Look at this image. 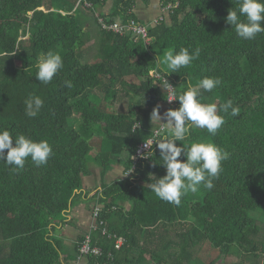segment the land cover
I'll return each instance as SVG.
<instances>
[{
	"label": "trees",
	"instance_id": "16d2710c",
	"mask_svg": "<svg viewBox=\"0 0 264 264\" xmlns=\"http://www.w3.org/2000/svg\"><path fill=\"white\" fill-rule=\"evenodd\" d=\"M135 2L0 0V129L47 140L53 153L41 166L29 158L18 172L0 160V264H76L79 258L86 264H214L218 256L236 253L242 260L234 264H260L264 258V33L251 40L236 35L225 19L236 0H160L176 5L147 26L149 44L101 27L99 18L140 22ZM181 47L190 53L199 47V58L165 78L177 93L189 80L195 85L203 77L219 78L221 84L200 99L215 103L225 122L214 136L192 128L175 143L211 142L230 158L212 189L201 185L176 206L149 187L166 174L156 143L147 158L132 156L160 127L151 122L153 109L160 114L162 105L179 107L178 100L167 103L153 70L165 52ZM49 50L61 55L63 68L43 84L36 64ZM29 94L44 100L35 117L24 111ZM228 101L238 115L221 110ZM96 137L99 148L91 154ZM90 162L99 169L100 185L89 196L83 177L91 174ZM114 164L122 176L104 181ZM82 198L93 202L90 221L72 252H65L56 229ZM85 235L99 255L80 256ZM205 243L216 252L206 262L194 251Z\"/></svg>",
	"mask_w": 264,
	"mask_h": 264
},
{
	"label": "clouds",
	"instance_id": "9594fccd",
	"mask_svg": "<svg viewBox=\"0 0 264 264\" xmlns=\"http://www.w3.org/2000/svg\"><path fill=\"white\" fill-rule=\"evenodd\" d=\"M225 19L239 38L254 39L257 34L264 33V0H236V7L228 10ZM200 51L197 47L190 53L188 48L181 47L178 51L168 50L162 59H157L156 69L153 71L157 82L166 93L173 87L165 79L167 74L179 73L181 68L190 66L199 58ZM12 54L13 51L5 53L6 56ZM62 68L61 55L49 50L40 55L35 77L39 82L48 84ZM220 84L219 78L203 77L195 85L189 80L187 88L182 92L173 90L168 100H178L179 107L166 111V122L162 123L158 110L153 109L151 122L160 127L146 146L151 148V145L156 143L166 174L156 178L149 187L160 200L179 206L182 196L198 191L201 185L205 189H212L213 180L218 178L222 171V162L230 158L229 152L211 142L195 141L188 146H178L175 143L184 141L192 128L206 129L212 136L221 128L225 120L224 116L218 113L217 105L203 103L200 99L203 92H211ZM65 85L68 88L73 87L70 80H66ZM43 105L44 100L40 96L29 94L24 100L25 114L28 117L37 116ZM229 109L233 116L238 115L239 109L233 107L231 101L221 106L224 113H228ZM181 153L186 160L178 159ZM52 154V147L47 140L37 141L23 134L13 137L8 129H0V160L14 166V171L23 169L29 158L36 166L45 165Z\"/></svg>",
	"mask_w": 264,
	"mask_h": 264
},
{
	"label": "rangeland",
	"instance_id": "374dc122",
	"mask_svg": "<svg viewBox=\"0 0 264 264\" xmlns=\"http://www.w3.org/2000/svg\"><path fill=\"white\" fill-rule=\"evenodd\" d=\"M108 6L109 5H107V7ZM91 26H92V24H90V27ZM89 45H91V43H89ZM86 53L87 54L89 53L88 54V59L90 61H92L94 57H92L93 52H92L91 46L87 48ZM160 59H162V57ZM17 64H20V63L18 62ZM121 104H122L123 108H125V102L121 103ZM121 104H119V105H121ZM123 108H118V109L121 110ZM92 142H93V150H92L91 154H95L97 152L98 148H99V139L97 137L93 138ZM116 164H114L112 166V169L116 166ZM89 167H90V170H91V174L87 178H86V176L83 177V184H85V182H86L87 186L90 187L89 191H93L96 187H98L100 185L99 169L94 164H91V162L89 163ZM116 169L117 170H113V171L109 170L108 173L104 177V181L110 182V181L114 180L115 178L121 177L122 176L121 167L118 165V167ZM92 203L93 202H92V200L90 198H86V199L82 198V200H80L77 203V204H81L80 208L84 211L83 214H82V220L80 219V216H77L76 218L72 219V221L76 222V221H80V220L81 221L86 220L87 216H90V212H91L92 208H89V207L92 205ZM75 206H77V205H75ZM255 213H252V216ZM257 213H261V211H259ZM254 218L256 219L257 224H259L258 217L255 216ZM262 221L264 222V220H262ZM69 224H71L72 227L74 226V224H72V223H69ZM76 226H77V229H79V231H80V229L82 227L81 224H77ZM58 229L59 228L56 229V235H58L59 237H62L64 239V237L61 236V234L66 233L67 231H64V228L61 229V230H58ZM262 232H264V230H262ZM74 238H75L74 235H72V236L70 235V240L71 241ZM63 239H62L63 246H67V247L64 248L65 252H72V246H71L72 244L64 243ZM194 251H195L196 255L201 257L205 262H206V260H210L211 258H215L216 257V252L210 247V245L208 243H205L203 245V247L200 248L197 252H196V250H194ZM240 260H242L240 254L236 253V254H233L231 256H226L224 258H220L218 256L217 259L215 260L214 264H234L235 262L240 261ZM75 263L76 264H86L85 259L83 260V258L82 259L79 258L78 259V263L77 262H75ZM260 264H264V258H261Z\"/></svg>",
	"mask_w": 264,
	"mask_h": 264
},
{
	"label": "built area",
	"instance_id": "2783aa9c",
	"mask_svg": "<svg viewBox=\"0 0 264 264\" xmlns=\"http://www.w3.org/2000/svg\"><path fill=\"white\" fill-rule=\"evenodd\" d=\"M176 4H171L168 3L165 6H162V10L161 12H166L169 11L171 7L175 6ZM163 16H158L157 18L154 19V22L157 23ZM99 24L101 25L102 28L106 29V30H110L119 34H123V33H130L131 36L133 37V40H142L145 44H149L150 42V38L148 36V32H147V26L144 24H141L139 22H137L134 19L129 20L128 22H121L119 20H116L114 22L111 23H106L103 18H99L98 19ZM156 76V75H155ZM157 78V77H156ZM166 79V78H165ZM167 80V79H166ZM170 84V83H169ZM171 85V84H170ZM172 86V85H171ZM173 91V87L169 89L168 93L166 94L167 97V103L168 104H172L174 103L175 100L169 101L168 99L171 98V93ZM157 129H155L153 131V135L148 138L146 141L140 143L136 149V153L132 156L133 160H137L138 158H147L149 156V154L151 153V148H148L146 146V144L153 139L155 133H156ZM152 146V145H151ZM98 212V208L95 207L92 213V219L93 221L96 218ZM92 221V223H93ZM94 224V223H93ZM95 225V224H94ZM95 227H97L95 225ZM102 233H106V229L104 228ZM122 243V238H119L116 241V246H120ZM101 252V250L96 247V246H92L91 245V237L89 235H85L82 243L79 246V253L80 256H84L86 254H94V255H99Z\"/></svg>",
	"mask_w": 264,
	"mask_h": 264
},
{
	"label": "crops",
	"instance_id": "0c3cea01",
	"mask_svg": "<svg viewBox=\"0 0 264 264\" xmlns=\"http://www.w3.org/2000/svg\"><path fill=\"white\" fill-rule=\"evenodd\" d=\"M110 6V2H108ZM104 6L102 8V10H105L107 11V7ZM107 7V8H106ZM162 10V5L160 4V0H149L147 3H144L142 0H136L135 2V5L132 9V11L136 14L137 16V19L142 22L141 24H144L146 26L148 25H154L155 22H154V19L157 18L158 16H163V17H166V12H161ZM139 22V23H140ZM162 111L160 113V116H161V122L165 121V117H164V114L166 113V110H167V106L166 105H162ZM118 167V165H116L112 170L110 171H113V170H117L116 168ZM121 167V166H120ZM122 170V168H121ZM90 176V175H89ZM88 176H86L87 178ZM85 188H86V191H88L90 189L89 186H87V183L85 182L84 184ZM95 189L93 191H89V196L92 195L94 193ZM81 207V204H77V206H74L68 213V216H67V222H65L64 226H62L61 228H59L58 230H61L64 228V231H67L66 233H63L61 234V236L64 237V239L62 237H60L61 239L64 240V243L66 244H72L71 246L73 247V242L76 240V238L78 237L79 234L82 233V230L83 229H86L87 227V223L90 221V216H87L86 220L84 221H81L82 220V214H83V210L80 208ZM77 216H80V221H76V222H73L72 219L76 218ZM69 223H72L74 224V226L72 227L71 224ZM77 224H81V229L79 231V229H77ZM70 235H74L75 238L72 239V241L70 240ZM70 247V246H69Z\"/></svg>",
	"mask_w": 264,
	"mask_h": 264
}]
</instances>
